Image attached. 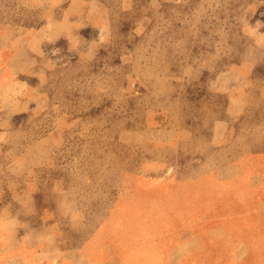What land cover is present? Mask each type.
Masks as SVG:
<instances>
[{
    "label": "rangeland",
    "instance_id": "1",
    "mask_svg": "<svg viewBox=\"0 0 264 264\" xmlns=\"http://www.w3.org/2000/svg\"><path fill=\"white\" fill-rule=\"evenodd\" d=\"M167 117L191 124L200 149L215 124L225 147L175 180L172 222L198 247L183 264H264V0H0V222L59 211L57 231L88 222L109 264H159L141 248L157 235L141 230L138 180L110 192L97 169L118 143L174 145ZM126 149L123 161L149 160ZM245 156L244 178L217 182Z\"/></svg>",
    "mask_w": 264,
    "mask_h": 264
},
{
    "label": "crops",
    "instance_id": "2",
    "mask_svg": "<svg viewBox=\"0 0 264 264\" xmlns=\"http://www.w3.org/2000/svg\"><path fill=\"white\" fill-rule=\"evenodd\" d=\"M237 110L235 98L230 96L227 113L231 119L241 117L235 113ZM171 121L175 122L177 130V141L174 145L145 142V145L140 146L139 143H131L129 146L132 147L120 149L118 143L105 152L113 156L110 160L100 162L97 169L99 179L110 192L123 193L138 180L142 202L150 210L141 230L153 225L157 235L154 240L146 241L141 248L149 255L156 254L159 264H183L184 259L198 253L193 239L190 241L191 238L184 237L183 229L178 227L179 222H172L182 216L181 199L176 193L174 183L175 180L181 179L179 174L184 171L199 174L201 165L209 164L210 157L225 148L221 145L222 150L219 151L216 147L215 124L212 125L209 144L200 149L201 147L190 145L198 137L189 131L191 124L186 120L181 121L179 117H167L166 122ZM223 134V137H226L227 133ZM125 149L130 154L141 152L149 160L143 164L123 161L120 153ZM242 152L245 154L244 150ZM259 157L264 159V150L259 153ZM245 159L246 156L243 159L239 157L223 164L221 171L217 173V182L225 184L244 178L248 165L245 164ZM22 198H27V203L30 204L36 196L30 192L25 193ZM257 212L264 217V200L259 202ZM66 217L67 215L50 209H35L31 218L19 216V220H9L6 217L5 222H0V264L7 260L19 261V264H109L108 259H105L106 249L97 242L96 233L99 232L94 231L91 235L86 228L88 222L81 221L79 227L65 234L57 231V226L63 224ZM189 232L193 234L196 229L188 231L187 235ZM131 250H137L136 245L128 246V251ZM118 260L119 264H129L128 260Z\"/></svg>",
    "mask_w": 264,
    "mask_h": 264
}]
</instances>
